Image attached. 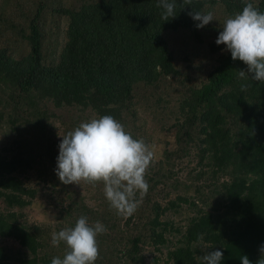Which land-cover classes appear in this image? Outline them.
I'll list each match as a JSON object with an SVG mask.
<instances>
[{
  "label": "trees",
  "instance_id": "1",
  "mask_svg": "<svg viewBox=\"0 0 264 264\" xmlns=\"http://www.w3.org/2000/svg\"><path fill=\"white\" fill-rule=\"evenodd\" d=\"M252 2L264 12V0ZM157 3L0 0V264L63 258L66 245L54 246L52 233L81 216L107 229L95 264H202L212 248L223 251L221 264L258 260L264 82L239 80L247 65L215 43L219 24L244 4L177 0L164 22ZM193 9L216 20L198 29ZM103 115L154 150L149 190L131 216L109 206L102 182L80 183L92 207L55 174L56 124L65 135ZM33 206L51 223H29L22 211ZM8 239L18 248L1 245Z\"/></svg>",
  "mask_w": 264,
  "mask_h": 264
},
{
  "label": "clouds",
  "instance_id": "2",
  "mask_svg": "<svg viewBox=\"0 0 264 264\" xmlns=\"http://www.w3.org/2000/svg\"><path fill=\"white\" fill-rule=\"evenodd\" d=\"M242 11L227 17L219 24L215 41L224 45L231 53L233 61L239 60L247 65V70H239L237 78H251L264 82V12L252 0H242ZM189 6L192 0H181ZM177 0H158L157 7L163 9L161 18L168 21L176 17ZM205 9L208 8L206 4ZM186 8V7H185ZM198 29H203L216 20L211 10H195L188 13ZM248 85L241 84V91ZM61 136V135H60ZM59 155L55 174L61 183L80 185L81 181L95 184L102 182L103 192L109 206L120 215L131 216L140 200L149 190L145 179L147 169L154 160V150L142 138H134L112 115H103L81 122L73 130L61 136ZM105 226L96 221L90 224L88 218L81 216L74 227H67L52 233V244L66 245L61 257H53L51 264H95L100 251L97 237L106 232ZM203 240V234L198 236ZM203 250L202 264H221L224 253L220 248ZM255 264H264V244L259 249ZM241 264H253L247 255L240 257Z\"/></svg>",
  "mask_w": 264,
  "mask_h": 264
},
{
  "label": "rangeland",
  "instance_id": "3",
  "mask_svg": "<svg viewBox=\"0 0 264 264\" xmlns=\"http://www.w3.org/2000/svg\"><path fill=\"white\" fill-rule=\"evenodd\" d=\"M57 127V131H58V139L61 142L62 137L64 135L62 128L56 124ZM61 135V136H60ZM2 138V135L0 133V140ZM82 183V181L80 182ZM71 185V189H75L76 191H78L80 193V195L82 197H84V199L86 200V202L91 205L92 207H94V200L91 199L90 197V193L89 191H87V187H83V185H77L75 183L70 184ZM43 192V191H42ZM45 192V191H44ZM3 208V205L0 203V209ZM22 213H24L25 218L28 220L29 223L31 224H36V225H40V224H48L51 223V214L44 208H39L37 206H33L31 208H26L22 211ZM2 246H6L10 249H17L18 248V244L12 240V239H8V240H4L1 242Z\"/></svg>",
  "mask_w": 264,
  "mask_h": 264
}]
</instances>
